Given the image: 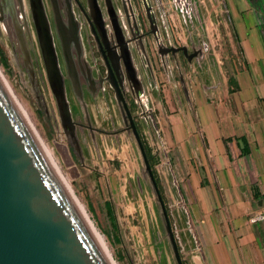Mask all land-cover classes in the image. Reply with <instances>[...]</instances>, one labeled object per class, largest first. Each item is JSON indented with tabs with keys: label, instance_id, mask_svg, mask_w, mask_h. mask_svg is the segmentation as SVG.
<instances>
[{
	"label": "crops",
	"instance_id": "0c3cea01",
	"mask_svg": "<svg viewBox=\"0 0 264 264\" xmlns=\"http://www.w3.org/2000/svg\"><path fill=\"white\" fill-rule=\"evenodd\" d=\"M224 2L236 40L224 61L210 46L201 70L200 58L177 55L165 67L155 56V76L143 81L167 156L157 149L159 137L145 136L162 196L170 210L187 213L196 243L191 264H264V220L250 221L264 214V0ZM126 165L156 205L137 152Z\"/></svg>",
	"mask_w": 264,
	"mask_h": 264
},
{
	"label": "rangeland",
	"instance_id": "374dc122",
	"mask_svg": "<svg viewBox=\"0 0 264 264\" xmlns=\"http://www.w3.org/2000/svg\"><path fill=\"white\" fill-rule=\"evenodd\" d=\"M150 1L167 46L185 45L192 49L206 42L215 49L221 60H225L230 53V44L236 40L224 0H192L195 5L193 10L187 7L186 0ZM133 3L143 28H150L142 0H133ZM0 7V71L29 122L51 152L60 175L102 236L113 263L178 264L159 200L152 207L140 193L138 183L127 176L129 167L126 162L133 151L137 152L142 171L146 174L145 182L150 186L139 145L133 134L122 130V114L113 89L105 84L106 91L99 95V104L92 105L90 115L76 96H69L74 112L84 124L89 125L90 121L93 126V129L78 126L80 149L74 151L57 104L55 106L46 90L47 81L42 76L46 72L39 46L35 50L31 38L30 41L26 38L23 45L18 27L11 23L5 1L0 0ZM94 51L95 47L88 48L87 54L97 75V71L104 72V69L92 58ZM177 55L184 59L182 53ZM198 58L197 67L201 70V66H198L201 56ZM168 59L175 64L172 53ZM173 73L179 79V68L175 66ZM86 97L91 98L89 93H86ZM112 117L119 121L115 128L110 124ZM164 202L183 263L191 264L190 256L196 243L189 228L187 213L170 210L168 200L164 198Z\"/></svg>",
	"mask_w": 264,
	"mask_h": 264
},
{
	"label": "water",
	"instance_id": "95a60500",
	"mask_svg": "<svg viewBox=\"0 0 264 264\" xmlns=\"http://www.w3.org/2000/svg\"><path fill=\"white\" fill-rule=\"evenodd\" d=\"M37 2V21L44 54L52 80L63 86L58 55L51 26L42 0ZM146 10L151 30L157 41L163 66L171 65L170 53L177 58L183 51L189 62L203 51L188 54L187 46H165L160 43L157 24L151 7ZM116 29L118 24H115ZM123 38V37H122ZM133 82L142 89L141 81L127 49ZM181 80L185 83L183 74ZM118 101L126 111L138 142L153 189L162 207L165 227L178 264H184L172 223L156 180L143 141L124 96L122 86L112 82ZM187 93V87L185 86ZM67 135L73 145L79 143L75 121L65 93ZM0 264H111L90 227L69 194L62 176L48 159L29 123L0 79Z\"/></svg>",
	"mask_w": 264,
	"mask_h": 264
},
{
	"label": "flooded vegetation",
	"instance_id": "af4514ba",
	"mask_svg": "<svg viewBox=\"0 0 264 264\" xmlns=\"http://www.w3.org/2000/svg\"><path fill=\"white\" fill-rule=\"evenodd\" d=\"M42 1L45 3L44 6L46 7V14L51 26L55 47L58 52L61 72L65 77V95H67L66 97L69 102V108L71 109L72 117L76 123L75 134L77 136L76 138L78 139L79 146L76 148L73 145L74 151L80 149L79 133H77L78 126L83 128L90 127L92 129L93 126L90 124V121L89 125L84 124L78 114L74 112L69 96H71V98L76 96L79 103L85 107L87 111H89L90 115L92 105H94V103H96V105L99 104V95L102 91H106L105 84H108L114 91V97L122 114V123L124 125L122 130L134 135L132 129L129 128L130 121L129 118H126V111L123 109L122 104L118 101L115 90L112 86V82L115 81L122 86L125 99L130 108L143 144L149 146L145 136V134H147L146 132L148 131L151 136L158 138L159 130H157V115L154 111L152 100L146 92L143 77L144 75H147L146 77L149 75L152 79L155 76L153 69L155 56L157 59L161 58V56L158 53L159 42L152 33L151 26L148 29H144L142 24L139 22L133 0H68V2H70L67 6L62 7L61 9L65 18L64 23H62L63 16H60V12H58L56 7V1ZM142 2L145 10V2H147L151 7V11L155 16L158 27L157 34L159 41L167 46L151 1L142 0ZM186 2L188 3L187 7L190 10L195 8L192 0H186ZM115 24H118L119 29H116ZM18 30L20 31L19 27ZM116 31L117 34L119 33L118 35H116ZM21 40L24 45L25 42L22 37ZM118 40H121V44L124 43V47H121L118 44ZM66 41L69 49L72 48L71 50H73V57L66 53ZM93 43L95 51L93 52L92 58H95V61H98L100 67L104 69V72L101 71L98 73L97 71V75H95L94 66L91 64L87 54L88 48H94ZM207 45L208 43L204 42L198 48H189L188 54L190 55L199 49H201L204 53V48ZM170 46L182 47L185 45ZM122 48L126 49V51L128 49L130 52L133 66L135 67L137 76L141 81V90L139 85L133 82L130 70H128L125 62L123 60L121 62L119 61L120 49ZM180 53H182L184 58L188 60L183 51H180ZM198 57H194L193 59ZM74 58L76 59L75 64L77 63L76 68L78 73H75L74 66L72 65V60L75 61ZM136 59L138 62H136ZM86 93H89L91 98L86 97ZM103 95L105 96V93H103ZM74 104L75 101L73 105ZM114 116H116V114ZM116 123L119 124L118 118L112 117L110 121L112 128L116 127ZM154 170L155 167L153 171Z\"/></svg>",
	"mask_w": 264,
	"mask_h": 264
},
{
	"label": "bare ground",
	"instance_id": "6f19581e",
	"mask_svg": "<svg viewBox=\"0 0 264 264\" xmlns=\"http://www.w3.org/2000/svg\"><path fill=\"white\" fill-rule=\"evenodd\" d=\"M3 1H5L6 7L8 9L7 13H8V15L11 18V23L13 25H15L16 28L17 27L20 28V31H18L20 38L22 37L24 39V41H25V39L27 37H28V40L31 38L32 41H33V44L35 46V50H37V47L38 46L40 48L42 60H43V63H44V69H45V72H46V75L45 74L42 75L44 77V81H45V78H46V81H47V82H45V87H46L47 93L50 96V98L52 100H54L55 106L57 104V108L59 109V114H60V117L62 119L63 127L67 131V127H68V122H67V109H66L65 101L63 100V96H62V91L64 93H66L65 92L66 91L65 90L66 87L64 88V80H65V77L63 76V74L61 72L62 79L64 78L63 79V86L62 87H60V86L58 87L57 84L55 83V81L52 80V78H51V75H50V72H49V68H48V65H47V60H46V57H45V54H44L43 44H42L41 37H40V27H39V23L37 21V8H36L37 7V2H36V0H31V2H30V0H3ZM55 1H56V7L58 9V12H60V16L62 17L63 14L61 12V9H62V7H66L67 4L70 1L69 2H68V0H55ZM42 3H43V1H42ZM44 4L45 3H43V6H44ZM44 8H45V12H46V7L44 6ZM64 21H65V18L63 16L62 17V23H64ZM105 21H106V19H105ZM115 33H116V35L119 34V33L117 34V31ZM35 39H37L38 45H37V42H36ZM53 41H54V39H53ZM65 44H66V48H67L66 49V51H67L66 53L67 54H70V56L73 57V50H71L72 48L69 49L68 44H67V41L65 42ZM118 44L121 47H124V43L121 44V40H118ZM54 46H55V43H54ZM56 52H57V49H56ZM57 55H58V52H57ZM122 60L125 62L128 70H130V64H129V60H128L127 51L124 48L120 49L119 61L121 62ZM58 61H59V57H58ZM75 62H76V59H75V61L72 60V63H73L72 65L74 66L75 73H78V70L76 68L77 63L75 64ZM59 66H60V64H59ZM60 70H61V68H60ZM130 74H131V78H132L131 70H130ZM0 79L3 82V84L6 86L7 90L9 91V94L13 98L15 104L17 105L18 109L22 113L23 117L29 123V125L31 126V128L34 130V132H35V134H36V136L38 138V141H39L40 145L42 146L44 152L46 153L48 159L53 164V166L56 169V171H58L56 165H54L55 164L54 163L55 162L54 159L52 160L53 157L51 156V152L43 144V142H42L43 140L40 139V137L38 136L37 132L35 131V129L31 125V123L29 122V120L27 118V115L25 114V111L23 110V108L18 103L17 99L15 98L14 94L12 93V91L10 89V86H8L7 81L3 77L1 71H0ZM66 96L67 95H65V97ZM66 99H67V97H66ZM55 101H56V103H55ZM67 101H68V99H67ZM62 179L64 181V184H65V186H66L69 194L71 195L72 199L74 200V203L76 204V206L79 209L80 213L82 214V216L84 217V219L87 222L88 226L90 227V229H91L94 237L96 238L97 242L101 246V248L104 251L106 257L109 260V262L111 264H114L113 261L111 260V257L109 256V253L105 249V244L103 243L104 241H103L102 236L99 234V232L95 228L94 224L89 219V216L87 215L85 208L78 203V201L76 200L75 195L73 194V192L70 189L69 185L67 184L66 180L63 177H62Z\"/></svg>",
	"mask_w": 264,
	"mask_h": 264
},
{
	"label": "built area",
	"instance_id": "2783aa9c",
	"mask_svg": "<svg viewBox=\"0 0 264 264\" xmlns=\"http://www.w3.org/2000/svg\"><path fill=\"white\" fill-rule=\"evenodd\" d=\"M209 49V46L207 45L205 48H204V50H208ZM159 138H160V140L158 141V143L156 144V146H157V149L160 151V150H162L163 152H164V154H163V158H165L167 155H166V153L168 152L167 151V148H166V144H165V142H164V140L162 139L163 137H162V135H161V131H160V133H159ZM161 160H162V158H161ZM264 220V214L263 213H255L254 215H252L251 217H250V221L252 222V223H256V222H259V221H263Z\"/></svg>",
	"mask_w": 264,
	"mask_h": 264
},
{
	"label": "trees",
	"instance_id": "16d2710c",
	"mask_svg": "<svg viewBox=\"0 0 264 264\" xmlns=\"http://www.w3.org/2000/svg\"><path fill=\"white\" fill-rule=\"evenodd\" d=\"M144 146H145V150H146L147 156H148V158H149V160H150V162H151V165H152V167H153V169H154V164H155L154 156H153V154L151 153L150 148H149L146 144H144ZM154 172H155V170H154ZM155 176H156V179H157L158 185H159V187H160V182H159V179H158V177H157L156 172H155Z\"/></svg>",
	"mask_w": 264,
	"mask_h": 264
}]
</instances>
